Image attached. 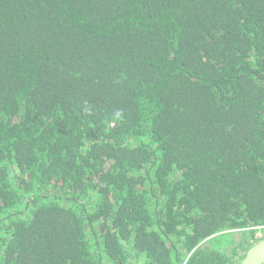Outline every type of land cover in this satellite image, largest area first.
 <instances>
[{"label":"trees","instance_id":"trees-1","mask_svg":"<svg viewBox=\"0 0 264 264\" xmlns=\"http://www.w3.org/2000/svg\"><path fill=\"white\" fill-rule=\"evenodd\" d=\"M262 230L264 0H0V264H240Z\"/></svg>","mask_w":264,"mask_h":264},{"label":"water","instance_id":"water-1","mask_svg":"<svg viewBox=\"0 0 264 264\" xmlns=\"http://www.w3.org/2000/svg\"><path fill=\"white\" fill-rule=\"evenodd\" d=\"M240 264H264V238L255 242L246 251Z\"/></svg>","mask_w":264,"mask_h":264},{"label":"rangeland","instance_id":"rangeland-1","mask_svg":"<svg viewBox=\"0 0 264 264\" xmlns=\"http://www.w3.org/2000/svg\"><path fill=\"white\" fill-rule=\"evenodd\" d=\"M242 233L241 232H238V231H234V232H232V235H230V236H228L227 237V241L230 243L231 241H233L234 240V238H236L237 240H240V238H241V240H240V242H239V244H237V246L235 247L237 250H238V253H237V255L235 256V258H236V260H237V262L238 263H240V256L243 254V253H246V250H247V245L243 242V239L244 238H242ZM256 236L258 237V238H262V237H264V231L262 230V231H259L257 234H256Z\"/></svg>","mask_w":264,"mask_h":264},{"label":"bare ground","instance_id":"bare-ground-1","mask_svg":"<svg viewBox=\"0 0 264 264\" xmlns=\"http://www.w3.org/2000/svg\"><path fill=\"white\" fill-rule=\"evenodd\" d=\"M264 238V237H263ZM260 240V239H259Z\"/></svg>","mask_w":264,"mask_h":264}]
</instances>
